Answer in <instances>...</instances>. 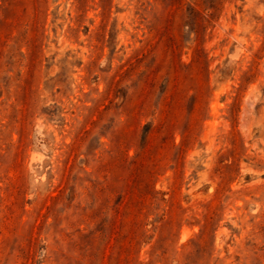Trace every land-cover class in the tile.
I'll return each mask as SVG.
<instances>
[{"label": "rangeland", "instance_id": "obj_1", "mask_svg": "<svg viewBox=\"0 0 264 264\" xmlns=\"http://www.w3.org/2000/svg\"><path fill=\"white\" fill-rule=\"evenodd\" d=\"M0 264H264V0H0Z\"/></svg>", "mask_w": 264, "mask_h": 264}]
</instances>
